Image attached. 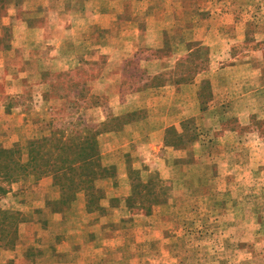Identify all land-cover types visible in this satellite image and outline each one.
Returning <instances> with one entry per match:
<instances>
[{"label":"rangeland","instance_id":"1","mask_svg":"<svg viewBox=\"0 0 264 264\" xmlns=\"http://www.w3.org/2000/svg\"><path fill=\"white\" fill-rule=\"evenodd\" d=\"M22 1L0 0V150L27 166L15 182L0 175V264H264V0H120L143 32L128 56L110 31L107 50L126 55L113 62L75 44L93 32L82 22L30 15L33 0L20 14L40 28L28 29L9 10ZM151 25L171 47L165 63L151 64ZM25 72L36 77L7 92ZM168 82L188 88L151 93ZM35 141L37 165L53 164L43 176ZM93 145V159L54 173L56 157Z\"/></svg>","mask_w":264,"mask_h":264},{"label":"crops","instance_id":"2","mask_svg":"<svg viewBox=\"0 0 264 264\" xmlns=\"http://www.w3.org/2000/svg\"><path fill=\"white\" fill-rule=\"evenodd\" d=\"M63 1H65V0H33L32 6L34 5V3H36V5H35V7H32L30 10H28L27 7L24 5L25 2L23 0L22 1L23 4L21 3L19 6L20 8L18 7V9L16 10V8H17L16 5H10L9 10L11 9L10 14H12V16H13V13H15V15H16L17 14L16 12H19L20 20L23 19L22 21H25L24 22L25 25L27 22L28 23L27 26L29 27L28 29H33V30L38 29L40 27L31 24L32 23V22H30L31 18L30 19H29V17L23 18V16L25 15V12L27 10H28V13L30 15H32V14L41 15V14H47L48 12L49 13L51 12V16L52 15L53 16H59L60 14L64 13V16L67 17V19H68L65 21V23L68 22V24H69L68 28L69 29H70L71 24H75L77 22H82L83 26L80 29H82L83 31L90 30L93 32L89 36H86V34L84 33L85 35L83 37L77 38L79 40L75 41L76 42L75 44L77 46H80V45L94 46L96 50L99 49V58L101 59L102 56H106L104 58L107 60V62H113V59L115 58V56L118 54L119 55L121 54L120 53L121 50H120V48H118V49H116V51L111 52L110 50H107V46L105 45V43H103V41L106 39L105 37H107V34L110 31H113L116 28H120L124 32L120 38L123 39V44L126 45L122 49L121 52L122 53L124 51H125V53L128 52L129 54L128 53L126 54L128 56H131V55L134 56L135 55V52H136V50H138V47L134 48V49H132V48L137 45L139 36L142 34L143 29L141 30L140 22H139L138 18L136 17L137 15L134 14V10L128 11L127 7H125V5H121L119 3L120 0H115V1H113V0L112 1L111 0H67L66 3H64ZM20 9L22 11V14H24L23 16H21V14H20ZM11 12H13V13H11ZM122 15H124V16L121 17ZM8 21H10V18L8 19ZM227 24H228L227 26H223L227 30L235 28V26H236V23H234V22H231V23L227 22ZM221 26H219V28ZM159 30L161 32L158 33V31L155 30V28H153L152 25H151V28L147 29V31H149V33H151V38H153V39H151V48L153 49V51H156L159 54L161 53L160 56L158 55L155 59L151 60V64L152 63H159V62L165 63L169 59L167 51L171 47L169 46V44H167L168 42L165 39L164 32L162 33V29L160 28ZM70 33L74 34L73 31H71V30H70ZM47 41H48V45L57 46L58 48H60V46L63 45L61 43L62 41L59 40V37H56L54 35H52L51 37H47ZM129 47H131L132 50L128 49ZM90 50L92 51V49H90ZM0 53L2 54V52H0ZM9 54H10V52H9ZM14 54L15 53H13V54L11 53L10 56L13 57ZM75 54H76L75 51L71 52L66 60H69V62H74V63L78 62ZM121 55H123L124 57L126 56L125 54H121ZM180 58H181V56H179L177 58V61ZM123 62L124 61H122V63ZM40 63L41 62L38 61V64H40ZM2 66L4 67V65H1V67ZM106 67H107V65H106ZM107 70L108 69H106L105 72ZM117 70L118 71L116 72L115 76L109 75V77H110V79H112V77H115L114 82L116 83V81H117L118 86H113V87L115 88V91H117V93H120V88H121V84H122L121 78L123 77L122 76L123 75L122 64H120V66L118 67ZM156 74H158V73H155L154 75H156ZM34 77H36L34 74L28 73V72L17 73L15 75H9V76H7L8 80L10 79L9 85L13 84V86L9 87L8 83L6 82V86H7L6 91L9 93L11 92L13 94L21 93L22 91H21V89H19V84L17 82H19V81L23 82V80L32 79ZM212 84H213V82H212ZM213 86H214V84H213ZM168 88H174V90L177 92H183L186 90V88H188V85H180V86L174 87V86H171V82H168V85H164V86L159 87V88H155L153 85H151V93H156L157 90L168 89ZM195 90H196V92H198L199 87L196 86ZM142 93H144V92H140L138 94L140 95ZM116 96H118V95H116ZM215 99H216V96L213 97V101L211 102V104L215 103ZM152 102H155V99L151 96V106H155V104H152ZM223 106L228 107L229 104L223 103L219 107H223ZM219 107H215V108H219ZM14 110L15 109H13V111ZM13 114L10 115V117H12L14 119H18V118H15L16 115L15 114L13 115ZM170 126H173V124L171 123V124L165 126L163 128L164 129L163 132L167 128H169ZM155 131H156V129H155ZM111 134L118 135L120 133L115 132V133H110L108 135H111ZM163 138H164V133H161V135L159 136V139H157L160 144L163 143Z\"/></svg>","mask_w":264,"mask_h":264},{"label":"trees","instance_id":"3","mask_svg":"<svg viewBox=\"0 0 264 264\" xmlns=\"http://www.w3.org/2000/svg\"><path fill=\"white\" fill-rule=\"evenodd\" d=\"M47 141H50V140H47ZM30 148L32 149V155H33L31 160L34 161L35 163V169H34L35 173L34 174H36L37 176H43V175L48 174L51 171L50 169H53V164L50 165L49 163H46L44 167L42 163L39 165L41 167L37 165L38 159L42 158V156L41 157L39 156L41 152V148H42L40 141H35V142L30 143ZM63 148L65 150L68 149V145L64 143ZM91 153H90L91 154L90 157H87L84 155L82 156L77 155L76 157H71L69 159L65 158V160L66 159L67 160L64 163H62L63 165H58V163L60 162V157H56L55 159L56 163L54 166L55 167L56 165L59 166L61 170L57 169L56 171H54V173L59 174L63 170H67L68 168H74L77 165H81L82 163L93 159L95 155L98 154L97 146L95 145L92 146ZM39 168H42V170H40ZM26 170H27V166L22 163V158H20L18 151L0 150V175L2 176V178H4L7 181L11 180V182L12 181L15 182L20 178L22 174L25 175L27 173ZM60 177H63V176H60Z\"/></svg>","mask_w":264,"mask_h":264}]
</instances>
